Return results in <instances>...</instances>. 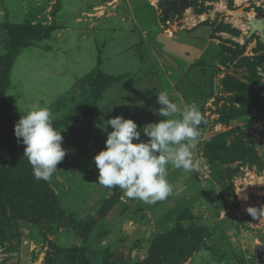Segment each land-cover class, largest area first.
I'll list each match as a JSON object with an SVG mask.
<instances>
[{"label":"rangeland","instance_id":"rangeland-1","mask_svg":"<svg viewBox=\"0 0 264 264\" xmlns=\"http://www.w3.org/2000/svg\"><path fill=\"white\" fill-rule=\"evenodd\" d=\"M174 1L0 0V74L9 45L18 52L2 110L20 119L35 102L50 108L67 150L37 181L15 125L0 126V141L13 139L0 144V264H261L264 220L246 209L264 207V37L250 26L264 0H187L167 14ZM161 91L195 103L207 124L199 170L169 165L173 193L148 205L97 184L93 157L107 120L142 130L163 119ZM49 207L73 226L24 219ZM226 236L233 262L216 255Z\"/></svg>","mask_w":264,"mask_h":264},{"label":"clouds","instance_id":"clouds-1","mask_svg":"<svg viewBox=\"0 0 264 264\" xmlns=\"http://www.w3.org/2000/svg\"><path fill=\"white\" fill-rule=\"evenodd\" d=\"M157 103L160 107L155 114L163 119L146 124L142 130L122 116L107 120L103 128L107 133L105 149L93 157L97 184L109 190L118 187L124 197L148 205L164 201L173 193L167 179L169 165L185 174L199 170L193 150L202 135L200 125L207 124L195 103L181 106L167 91L157 94ZM60 132L53 127L50 108L39 102L31 104L14 126L17 142L25 146L23 158L37 181H50L66 155ZM141 132L149 138L147 141L141 140ZM246 211L254 220H264V207H248Z\"/></svg>","mask_w":264,"mask_h":264},{"label":"trees","instance_id":"trees-1","mask_svg":"<svg viewBox=\"0 0 264 264\" xmlns=\"http://www.w3.org/2000/svg\"><path fill=\"white\" fill-rule=\"evenodd\" d=\"M27 34H30L26 31V34H22L21 37L17 38L16 39V42L17 43H23V40H25L26 42V38L28 37ZM25 45V43H24ZM23 45V46H24ZM9 60L7 61V70H6V74L5 75H2L0 74V126H9V125H15L18 120H19V115L17 114L16 111H10V112H14V113H10V114H7V110L5 111L4 109L2 110V104L3 102H7L6 99H7V96H6V90L8 89V87H10V81H9V73H10V68H9V63L11 64L12 63V60L14 59L15 56L18 55V52H14L13 51V45H9ZM5 112V113H3ZM13 139L9 140V143H4V140L1 139L0 141V144L2 145V147H6L8 146V149H10L11 145H12V141ZM5 146H4V145ZM6 192H7V188H5ZM9 191V190H8ZM8 197L9 194L7 193L6 194ZM14 200H17V199H14ZM20 202V200L18 199L17 202H16V205H19L18 203ZM54 209H57L56 207H54ZM59 211L58 214L54 215L53 214V208L52 207H49V208H46V209H43L41 211H38V212H29L28 210L24 211V219L28 220V221H34V220H39V219H43V218H49L51 217L52 215H54L61 223L62 225L65 227V226H73V224L69 223V222H66L64 216L61 215L60 213V210H57ZM230 237L226 236L225 238V241H224V245L221 247L222 249H219V251L216 253V255L218 256V258H220V261H234V252H233V245H232V242L230 241ZM224 247V249H223ZM227 250V251H226Z\"/></svg>","mask_w":264,"mask_h":264},{"label":"water","instance_id":"water-1","mask_svg":"<svg viewBox=\"0 0 264 264\" xmlns=\"http://www.w3.org/2000/svg\"><path fill=\"white\" fill-rule=\"evenodd\" d=\"M189 6L187 0H178L174 2H170L167 8V14L173 11L174 13L181 14L186 10ZM251 26V34L259 33L260 36L264 37V16L261 19H255L250 23ZM257 258L261 264L264 263V249H259L257 252Z\"/></svg>","mask_w":264,"mask_h":264}]
</instances>
